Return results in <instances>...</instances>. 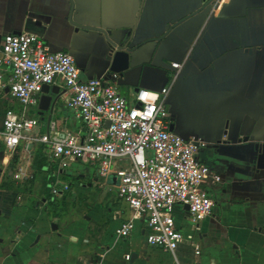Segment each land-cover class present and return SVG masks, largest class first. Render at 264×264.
Instances as JSON below:
<instances>
[{
  "label": "crops",
  "instance_id": "obj_1",
  "mask_svg": "<svg viewBox=\"0 0 264 264\" xmlns=\"http://www.w3.org/2000/svg\"><path fill=\"white\" fill-rule=\"evenodd\" d=\"M127 25L131 28L115 29ZM22 33L38 36L53 52L68 53L82 81L108 79L107 37L117 41L131 35L135 50L130 68L117 74L116 81L129 102L138 88L159 92L170 82V64H182L165 100L173 132L205 142L200 157L220 175L221 183L209 191L212 214L198 226L183 207L174 209L184 237L174 253L146 244L142 222L130 237L118 238L119 224L132 213L117 196L110 200L113 208L103 210L108 201L102 203V198L84 208L93 216L86 229L72 216L52 231L51 221L22 214L23 203L16 205L14 192L1 187L11 205L0 204V264H264V0H221L210 10L202 0H0V58L3 36ZM1 74L0 129L4 108L18 115L23 111L5 92L7 72ZM50 87L58 90V95L49 94L52 99L58 96L52 112L40 111L42 94L37 105L24 112L38 121L34 136L47 134L50 122L59 135L83 132L82 121L66 107L69 92L63 82L56 79ZM245 136L249 140L239 142ZM44 150V144L21 142L5 155L0 145V177L11 169L1 164L3 151L32 197L50 179L47 174L38 183L37 173H65H54ZM39 155L45 156L46 167L35 171ZM80 164L86 166L74 177L80 185L86 181L80 189L86 201L94 182L100 188L114 186L99 179L96 165ZM29 165L33 171L26 176ZM37 200L35 207L46 209Z\"/></svg>",
  "mask_w": 264,
  "mask_h": 264
},
{
  "label": "built area",
  "instance_id": "obj_2",
  "mask_svg": "<svg viewBox=\"0 0 264 264\" xmlns=\"http://www.w3.org/2000/svg\"><path fill=\"white\" fill-rule=\"evenodd\" d=\"M221 0H213L216 8ZM170 82L159 92L138 89L131 102L117 88V74L108 79H80L74 59L65 52H53L36 35L6 34L1 42V71L7 72L6 85L10 98L23 108L20 115L6 110L0 129V145L11 155L21 142L45 145V156L59 171L71 162L96 165L104 183L114 175L113 186L119 202L132 213L122 221L117 236L126 239L143 223L146 244L164 252L174 253L184 242L181 228L175 222L174 209L188 207L190 222L198 226L211 216L214 202L209 191L221 183V177L201 159L206 144L199 138L184 139L169 131L170 116L165 100L182 68L170 64ZM63 82L69 92L65 101L76 118L83 123V132L65 131L61 135L55 122L48 133L30 136L38 121L24 115L27 107L37 105L44 85ZM128 164L118 167L119 164ZM22 174H15L19 179ZM61 186L60 188L58 186ZM50 195L62 196L68 185L49 186ZM189 244L194 254L199 248ZM192 264H199L193 262Z\"/></svg>",
  "mask_w": 264,
  "mask_h": 264
},
{
  "label": "rangeland",
  "instance_id": "obj_3",
  "mask_svg": "<svg viewBox=\"0 0 264 264\" xmlns=\"http://www.w3.org/2000/svg\"><path fill=\"white\" fill-rule=\"evenodd\" d=\"M5 108L2 110V115L1 118H4L5 114ZM38 132V126H36L32 132L28 133L30 136L36 135ZM2 160L1 164H5V169H7L9 166L11 167L10 171L6 170L4 174L0 177V188L5 187L8 190H11L15 194V204L18 205L20 203H23V208H21V213L25 214L27 217L30 218H35L37 217L38 219L44 220V221H51L52 224H56L57 227L60 228V226L66 221L69 222L71 220L72 216L77 217L79 224L78 227L80 229H86V226L88 225L89 221L91 218H93L92 215H90L84 208L90 209L93 207L95 203L93 201L98 200L99 198H102V203L104 201H108L107 205L103 207V210L106 208H113L114 205L111 203V199L115 198V188L110 185H104L103 187H99L100 184H96L95 182L93 183V187L90 188L89 190L92 191L93 195L90 196L89 199L92 201L90 202L89 199L86 201L85 195L81 194V190L83 187L85 188L86 181L83 182V187L80 185L77 181V178L74 177L75 172L77 170L82 169L86 165H81L80 163L73 164L71 168L65 169V173L63 176L57 177L54 174L50 173H37L36 175V182L40 183L42 182V179L46 177L45 175H49L50 179L47 180V182H44V187L43 190H39L38 192H35L32 197H29V189L30 187L28 186L27 182H24V179H15L14 175L16 171L15 167H13L11 164V160L8 159V157H5L3 154V151H1ZM25 163V162H23ZM128 164H119L118 167H125ZM13 167V168H12ZM88 167V166H87ZM96 166L92 167L95 168ZM53 168L54 173L58 170L57 166H51ZM29 173H26V176H30L33 171L31 165H29ZM33 174V173H32ZM44 176V177H43ZM59 179V182L61 184L65 183L68 185V190L62 194V196L54 197L51 196L50 193V188L47 183H50L49 185L56 184ZM30 180V178H28ZM89 183L92 181L89 180ZM101 183V182H100ZM59 188L61 187L60 185L58 186ZM114 190V192L112 191ZM47 196L45 199L44 197ZM37 200V203L44 208H37L35 207V199ZM43 198V199H42ZM42 200H46L48 203L46 206H44L42 203ZM50 201L53 202V204H50ZM0 204H4L5 207L8 205H11V202L7 198V196H2L0 193ZM101 205V204H100ZM74 209V210H73ZM24 212V213H23ZM6 214V211L4 215ZM1 215V214H0ZM51 224V225H52ZM51 227V226H50ZM90 227V226H89ZM89 229V228H88ZM36 240V239H35ZM38 243V242H37Z\"/></svg>",
  "mask_w": 264,
  "mask_h": 264
},
{
  "label": "water",
  "instance_id": "obj_4",
  "mask_svg": "<svg viewBox=\"0 0 264 264\" xmlns=\"http://www.w3.org/2000/svg\"><path fill=\"white\" fill-rule=\"evenodd\" d=\"M205 4V7L208 8V10L211 9L212 1L213 0H202ZM131 26H118L115 29H130ZM106 35L109 36L110 32H106ZM132 38L131 35L127 38H121L117 41H113L112 39H108V48H107V56L105 58V62H107V71L108 74H123L130 68V60L132 59L133 51L135 50V46L131 42ZM139 89V88H138ZM137 89V90H138ZM136 90V91H137ZM58 90L53 87H50L49 85H44L42 88V95L39 100V109L40 111H51L53 110V107L57 101L58 96H56L55 99H52V97L49 95L50 93H55L58 95ZM5 92H8V89L5 90ZM169 131L173 132V124H172V117H170V125H169ZM249 140L248 136H245L242 140H239V142L246 143ZM258 148V145H255V149ZM107 182L111 185L116 186L118 184V180L114 175H110L107 178ZM184 209L187 211L188 207L185 206ZM58 227L56 224L51 225L52 231H57ZM39 238H36L35 242L38 241ZM135 259V256H130L129 262L133 263Z\"/></svg>",
  "mask_w": 264,
  "mask_h": 264
},
{
  "label": "trees",
  "instance_id": "obj_5",
  "mask_svg": "<svg viewBox=\"0 0 264 264\" xmlns=\"http://www.w3.org/2000/svg\"><path fill=\"white\" fill-rule=\"evenodd\" d=\"M44 167H46V158L45 156L39 155L38 159L34 162L33 168L35 171H41ZM50 204H53V202L50 201Z\"/></svg>",
  "mask_w": 264,
  "mask_h": 264
},
{
  "label": "flooded vegetation",
  "instance_id": "obj_6",
  "mask_svg": "<svg viewBox=\"0 0 264 264\" xmlns=\"http://www.w3.org/2000/svg\"><path fill=\"white\" fill-rule=\"evenodd\" d=\"M210 166V165H209ZM45 199L47 198V196L44 197Z\"/></svg>",
  "mask_w": 264,
  "mask_h": 264
}]
</instances>
